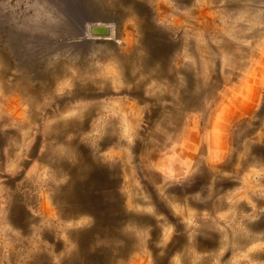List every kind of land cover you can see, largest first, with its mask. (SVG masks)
Returning <instances> with one entry per match:
<instances>
[{
	"label": "rangeland",
	"instance_id": "rangeland-1",
	"mask_svg": "<svg viewBox=\"0 0 264 264\" xmlns=\"http://www.w3.org/2000/svg\"><path fill=\"white\" fill-rule=\"evenodd\" d=\"M70 170L92 195L109 182L127 252L114 217L80 254L67 230L95 229L94 201L66 216ZM11 180L38 219L27 230ZM107 251L108 264H264V0H0V264Z\"/></svg>",
	"mask_w": 264,
	"mask_h": 264
},
{
	"label": "bare ground",
	"instance_id": "bare-ground-1",
	"mask_svg": "<svg viewBox=\"0 0 264 264\" xmlns=\"http://www.w3.org/2000/svg\"><path fill=\"white\" fill-rule=\"evenodd\" d=\"M179 1V0H178ZM70 8V7H69ZM78 9V8H77ZM77 9H75L76 10V12H77ZM71 11L72 12H74L72 9H71ZM165 11V10H164ZM163 11V12H164ZM176 14H178V13H176ZM167 15V14H166ZM90 16V15H89ZM61 17V16H60ZM64 17V16H63ZM62 18V17H61ZM60 18V19H61ZM59 19V18H58ZM79 19V18H78ZM180 20H181V18H179ZM64 20V19H63ZM62 20V21H63ZM59 21V20H58ZM64 21H67L68 22V19L66 20H64ZM184 21V20H183ZM179 22V21H178ZM57 23V22H56ZM64 24H66L65 22H63ZM62 23V24H63ZM70 23V22H69ZM69 23L68 24H66V26L67 25H69ZM74 23H78V22H74ZM90 23V22H89ZM180 23V22H179ZM59 24V23H58ZM71 24V23H70ZM100 24V23H99ZM102 24V23H101ZM108 24V23H107ZM57 25V24H56ZM61 25V24H60ZM72 25V24H71ZM76 25V24H75ZM90 25H92L91 23H90ZM98 25V24H97ZM110 25V24H109ZM182 25V24H181ZM58 26V25H57ZM65 26V25H64ZM74 26V25H73ZM93 26H94V23H93ZM100 26V25H99ZM102 26H106V25H103L102 24ZM108 26V25H107ZM53 27H55V26H53ZM70 27V26H69ZM72 27V26H71ZM76 27V26H75ZM74 27V28H75ZM101 27V26H100ZM113 27V26H112ZM56 28V27H55ZM60 28V27H59ZM111 28V27H110ZM62 29V28H61ZM77 29V28H76ZM76 29L74 30V31H76ZM112 29V28H111ZM57 31H59V29L57 28ZM63 31V30H62ZM65 31V30H64ZM63 31V32H64ZM67 31H69V30H67ZM73 31V32H74ZM93 31H94V34H95V36H94V34L92 35V36H94L93 38L95 39V38H97L96 37V35L98 36V37H105L104 36V34H105V32H106V30L105 29H101V28H98V27H96V28H94L93 29ZM110 31V30H109ZM114 31V30H113ZM62 32V33H63ZM88 33L90 32V31H87ZM86 32V33H87ZM60 33V32H59ZM61 33V34H62ZM67 33V32H66ZM71 33V32H70ZM113 33V32H112ZM91 34V33H90ZM109 34V33H108ZM133 34V33H132ZM64 35V34H63ZM66 35V34H65ZM108 37V36H107ZM106 37V38H107ZM113 37V34H111V38ZM108 38H110V37H108ZM114 38H116V37H114ZM98 39V38H97ZM100 40H102V39H104V38H99ZM116 40V39H115ZM140 40V39H139ZM119 43V42H118ZM140 43H142V42H140ZM105 44H106V42H105ZM73 45V44H72ZM72 45H69V47H68V49H70L71 47H72V50L74 49L75 50V47L74 46H76V45H74V46H72ZM151 44H149V43H147V47H148V49L150 48V49H152L151 48ZM74 47V48H73ZM88 47V46H87ZM100 47V46H99ZM77 48V47H76ZM103 48V47H102ZM86 49V51H88L87 49L88 48H85ZM73 50V52H75ZM94 50V49H93ZM93 50H92V52H93ZM97 50V49H96ZM165 50V49H164ZM166 51V50H165ZM165 51H163L162 52V55H164L165 54ZM77 52H78V48H77V51H76V54H77ZM83 52V51H82ZM90 52V51H89ZM96 52V51H95ZM101 52V51H100ZM108 52H109V50H108ZM167 52V51H166ZM97 53V52H96ZM127 53H128V51H127ZM72 54V53H71ZM92 54V53H91ZM93 54H95V53H93ZM98 54V53H97ZM96 55V54H95ZM100 55V54H99ZM77 56H78V54H77ZM81 56H83L82 54H81ZM129 56V55H128ZM71 57V56H70ZM125 57V56H124ZM74 58V57H73ZM71 59V58H70ZM120 59V58H119ZM123 60V59H122ZM134 61V60H133ZM59 62V61H58ZM69 63V62H68ZM58 65V64H57ZM131 62H130V60H124V61H122V68H123V71H124V77H125V79H131V74L129 75L127 72H128V70L129 69H132L131 68ZM86 68V67H85ZM68 69L67 68H63V67H59V66H56V67H54V72H55V74L57 75V76H63V75H68V71H67ZM89 70V69H88ZM51 71H53V70H51ZM84 72V71H83ZM135 72V71H134ZM51 73V72H50ZM133 73V72H132ZM79 74V73H78ZM82 74H84V73H82ZM166 74V73H165ZM78 76H80V75H78ZM104 76V75H103ZM74 77V76H73ZM83 77V76H82ZM100 77V76H99ZM105 78V77H104ZM144 78V77H143ZM76 80V79H75ZM127 80V81H128ZM56 81V80H55ZM67 81V80H66ZM85 81H90V82H92V81H95V80H92V79H90V80H88L87 78H84V80L82 81V82H85ZM104 81V80H103ZM97 82V81H96ZM187 82H189V78L187 77ZM75 83H77V85H78V83H79V81H77V82H75ZM141 83V82H140ZM139 83V84H140ZM54 84V83H53ZM85 84V83H84ZM97 85V84H96ZM90 86H92V85H90ZM134 87V86H133ZM138 88V87H137ZM52 89V88H51ZM125 89V88H124ZM127 90V89H126ZM133 91V90H132ZM137 91V90H136ZM82 92V91H81ZM85 92V91H84ZM87 92V91H86ZM100 92V91H99ZM184 93V92H183ZM14 94V93H13ZM74 94V93H73ZM35 96V95H34ZM36 97V96H35ZM162 97V96H161ZM74 98V97H73ZM34 99V98H33ZM163 99V98H162ZM16 100V99H15ZM19 100V99H18ZM127 102V101H126ZM133 102V101H132ZM141 102V101H140ZM150 103V102H149ZM163 103H165V102H163ZM162 103V104H163ZM128 104H129V102H128ZM152 106V105H151ZM156 107V106H155ZM73 109V108H72ZM82 109V108H81ZM33 110H34V108H33ZM69 111V110H68ZM168 111V110H167ZM77 112V111H76ZM172 112V111H171ZM90 113H93V111L92 110H88L87 112H86V115H88V114H90ZM57 117V116H56ZM75 117V116H74ZM84 118V117H83ZM76 119V118H75ZM164 119V118H163ZM80 124V123H79ZM83 126V125H82ZM53 133V132H52ZM113 134V133H112ZM25 135V134H24ZM111 136V135H110ZM109 137V136H108ZM106 139H108V138H106ZM110 139H108L107 140V142L109 141ZM118 158H119V156H118ZM124 158V157H123ZM63 164V163H62ZM104 174H106V173H104ZM78 179V177H76L75 178V180H74V182H76L77 183V180ZM126 180V179H125ZM87 183V182H86ZM85 183V185H84V183H82V184H78V185H82V189L80 190L79 189V191H80V193L77 191V190H75V196H73L72 197V195H70L69 194V189L67 190V195H65V197H63L62 199H61V202H63V203H65V204H69L70 203V206H71V208H72V210H74V211H79V210H81V209H88L87 207H85V206H88V205H90V204H88V201H89V199H83L82 197H84L85 198V195L87 196V197H89V195H92V194H90L89 192H90V190H92V189H90V183H88V184H86ZM94 183V182H93ZM131 182H129V184H130ZM21 184V183H20ZM20 184H19V186H20ZM92 184V183H91ZM133 184V183H132ZM78 185H76V187L78 186ZM8 186V187H7ZM6 187V190L7 191H9V192H11V194H12V196H13V198H14V200L16 199V201H19L20 200V198L18 197V196H20V194H19V191L21 190V189H19L20 187L19 186H17V184H15L14 183V181H10V184L9 185H7ZM83 186H85V189H86V191H85V189H84V187ZM94 186H96V188L95 189H97L98 191L96 192V194L94 195H92V196H97L98 194H99V191H101V193H103V195L101 194V195H99L98 196V198H97V201H98V206L99 207H97V208H95L94 206H93V211H95L94 212V214H95V221H96V227H95V229L93 228V229H88V231H84V229H83V231H81V234H78L77 235V233L78 232H76V231H74L73 229H69V230H67V233H68V235L70 236V237H72V238H74V239H76L77 240V245H78V247H79V251H80V254H90V255H93L94 253H92L91 252V248L90 247H92L93 245H90L89 243H90V241H91V238L93 239L94 237H92V235H94V234H96V232L98 231V230H101V229H99L100 227L101 228H104V227H107L108 229H110L111 231H112V228L110 227V218H113L114 219V217H116V219H114V222L113 223H115L116 224V226L114 227V230H115V234H114V236H115V239H117V242H118V244H117V247H115V251H116V253H118V254H120V255H122V253H125V252H127V250H128V245L130 244V240H129V236L127 235V234H125V232L123 233L120 229H119V227L120 226H122V222H123V219L125 218V214L126 213H117L118 212V207H117V203L115 202V201H113V200H111V193L109 192V190L107 189V186L109 187V182H105V183H102V185H98V187H97V184L95 183L94 184ZM102 186H103V188H102ZM130 186H131V184H130ZM75 187V188H76ZM89 187V188H88ZM78 188V187H77ZM126 188H129V185H128V187H126ZM126 188H125V190H126ZM131 188H134V189H136L135 187H133V185L131 186ZM133 189V190H134ZM19 190V191H18ZM126 192H128L129 193V191H126ZM136 193H137V191H135ZM21 193V192H20ZM95 193V192H94ZM127 193V194H128ZM131 193H132V191H131ZM131 193H130V195H131ZM129 195V194H128ZM127 195V196H128ZM134 195V194H133ZM132 196V195H131ZM130 197V196H129ZM128 197V198H129ZM117 198V197H116ZM134 199V198H133ZM136 199H139L138 198V196H136ZM135 200V199H134ZM133 200V201H134ZM15 201V202H16ZM53 201V200H52ZM93 201L94 202H97L96 200H94L93 199ZM131 201V200H130ZM14 202V203H15ZM13 203V204H14ZM81 206V207H80ZM27 208V210H29L28 208L29 207H26ZM131 208V207H130ZM89 209H91L90 207H89ZM44 210H46V211H48V212H50L49 211V207H46L45 206V208H44ZM129 213V216H127V217H131V218H133V219H139L141 222H143V221H147V222H152L153 220H152V218L150 217V216H140V215H135L136 213H133V212H128ZM29 216V215H28ZM53 216V215H52ZM67 216H73V215H67ZM71 221V220H70ZM119 222V223H118ZM107 224H109V225H107ZM112 226V225H111ZM98 229V230H97ZM92 231V232H91ZM89 232V233H88ZM91 232V233H90ZM85 233H87V234H85ZM112 233V232H111ZM43 234H44V236H47V237H49V232H43ZM104 234H105V232H104ZM104 234H103V237H104ZM111 235V234H110ZM109 236V234L107 235V237ZM111 237H112V235H111ZM106 238V237H105ZM95 239V238H94ZM110 239V238H109ZM108 239V240H109ZM102 241V240H101ZM104 241V240H103ZM88 242V245L90 246H88V245H86V243ZM97 245H98V243H97ZM97 245H96V247H97ZM224 245V244H223ZM100 247V246H99ZM106 247V246H105ZM81 248V249H80ZM98 248V247H97ZM215 248V247H214ZM85 251H87V252H85ZM92 253V254H91ZM110 253H111V251H107L106 253L104 252L103 254H104V256H103V258L100 260V262L102 261V260H104V261H106L104 264H108V262H109V260L108 259H106V257L108 256V255H110ZM44 257L46 256V255H43ZM106 256V257H105ZM46 257H48V256H46ZM182 257H183V255H182ZM94 258V259H93ZM99 258H101V256H99V255H94V256H90V264H100V263H98V262H95V261H97ZM186 260V259H185ZM134 261H135V259H134ZM103 262V261H102ZM86 262L85 261H82V262H80V260H77V256H73L72 257V260H69V262H68V264H85ZM146 263V262H145ZM136 264H140V263H136Z\"/></svg>",
	"mask_w": 264,
	"mask_h": 264
},
{
	"label": "crops",
	"instance_id": "crops-1",
	"mask_svg": "<svg viewBox=\"0 0 264 264\" xmlns=\"http://www.w3.org/2000/svg\"><path fill=\"white\" fill-rule=\"evenodd\" d=\"M84 170V168L83 169H81V171H83ZM70 172L74 175L73 176V179H72V187H74L73 189H71V190H69V194L70 195H72V197L73 196H75V185L78 183V184H82V183H84V185H85V183L86 184H88V183H90V178H88V180H86V179H84V180H82V182L81 183H79V182H74V180H75V178L76 177H80L81 175H79L78 173V171H77V173L75 174V173H73L71 170H70ZM74 172H75V169H74ZM84 175H85V172H84ZM94 183H96L97 184V187H98V185H102V183H104V182H102V183H100V182H95V181H93ZM22 185V184H21ZM84 187V189H85V186H83ZM102 188H103V186H102ZM81 189H82V187H81ZM67 190H68V188H63L62 189V195H60L59 197H58V200H60L61 201V199L63 198V197H65V195H67ZM85 191H86V189H85ZM87 192V191H86ZM103 195V193H101V191H99V194L97 195V196H92V195H89V197H87L86 195H85V198L84 197H82L83 199H94V200H96L97 201V198H98V196L99 195ZM24 199V198H23ZM19 200V201H16V199L14 200V198H13V203L14 204H12L11 205V219H12V223L13 224H15L16 226H18V227H20V228H24L25 230H27L29 227V225L31 224V223H38V219H37V217H36V215L35 214H33V212H32V210H31V208L29 207L28 209L29 210H27V208L25 207V205H24V201H25V199L24 200ZM20 201H21V203H20ZM65 204V203H64ZM67 206H69V209H67L66 210V212H65V214H66V216L67 215H73V214H75L76 212H78V211H74V210H72V208H71V206H70V203L69 204H66ZM93 206L95 207V208H97V207H99L98 206V201L97 202H94V204H93ZM93 206H92V208H93ZM28 207V206H27ZM81 207V206H80ZM45 211V210H44ZM48 212V211H47ZM95 212V211H94ZM29 215V216H28ZM69 217V216H68ZM28 227V228H27ZM45 230H43V232H44ZM92 232V231H91ZM90 232V233H91ZM44 235V234H43ZM37 264H44V261H43V257H42V255H39V260H38V263Z\"/></svg>",
	"mask_w": 264,
	"mask_h": 264
}]
</instances>
